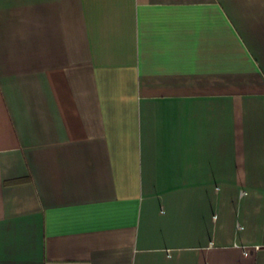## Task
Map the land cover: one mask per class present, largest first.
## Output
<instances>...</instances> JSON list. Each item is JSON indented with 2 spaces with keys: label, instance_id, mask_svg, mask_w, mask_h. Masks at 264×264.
I'll return each mask as SVG.
<instances>
[{
  "label": "crops",
  "instance_id": "crops-1",
  "mask_svg": "<svg viewBox=\"0 0 264 264\" xmlns=\"http://www.w3.org/2000/svg\"><path fill=\"white\" fill-rule=\"evenodd\" d=\"M0 264H264V0H0Z\"/></svg>",
  "mask_w": 264,
  "mask_h": 264
}]
</instances>
